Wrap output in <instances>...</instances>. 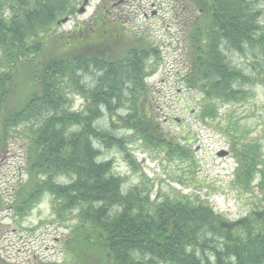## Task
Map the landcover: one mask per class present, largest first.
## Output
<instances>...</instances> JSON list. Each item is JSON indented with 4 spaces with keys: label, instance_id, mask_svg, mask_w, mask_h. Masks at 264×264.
<instances>
[{
    "label": "trees",
    "instance_id": "16d2710c",
    "mask_svg": "<svg viewBox=\"0 0 264 264\" xmlns=\"http://www.w3.org/2000/svg\"><path fill=\"white\" fill-rule=\"evenodd\" d=\"M187 1L195 11L184 27L188 86L207 100L241 99L238 82L264 88V22L255 1ZM81 2L0 0V148L18 126L28 127L25 178L6 206L20 220L50 195L56 220H76L63 244L71 264H264V206L233 221L179 192L152 198L139 185L124 189L111 162L99 159L96 144L123 147L96 124L103 115L146 145L189 150L163 138L149 108L143 56L154 49L144 37L127 39L106 7L87 24L56 31ZM224 50L250 58L252 73L232 68ZM237 155L243 173L255 170L251 152L241 162ZM260 185L264 193L263 170Z\"/></svg>",
    "mask_w": 264,
    "mask_h": 264
},
{
    "label": "rangeland",
    "instance_id": "374dc122",
    "mask_svg": "<svg viewBox=\"0 0 264 264\" xmlns=\"http://www.w3.org/2000/svg\"><path fill=\"white\" fill-rule=\"evenodd\" d=\"M254 1L261 10L262 23L264 0ZM104 7L109 19L121 20L127 39L136 34L154 49L143 56L149 108L164 132L163 138L177 142L189 153L186 156L164 146L146 145L119 120L112 126L107 115H103L96 124L123 139V147L98 143L99 159L111 162L115 175L124 178V189L139 185L140 189L150 190L152 198L179 192L205 201L233 221L262 208L264 88L238 82V90L245 91L241 99L239 93L237 99L207 100L188 86L183 79L187 71L184 27L194 18L195 11L187 0H90L83 13L74 14L56 31L89 23L94 11ZM224 53L232 68L252 73L250 58L226 50ZM262 66L260 63L259 68ZM89 80L85 77L86 82ZM81 103L74 97L73 109L80 108ZM125 110L119 108L116 113L124 115ZM27 128L18 126L6 148H0L1 259L3 264H71L63 244L76 220L71 216L63 222L56 220L50 195L43 194L20 220L6 206L18 180L25 178ZM239 151L240 162L245 154L252 153L257 166L251 174L240 170ZM58 179L67 181L66 177Z\"/></svg>",
    "mask_w": 264,
    "mask_h": 264
},
{
    "label": "water",
    "instance_id": "95a60500",
    "mask_svg": "<svg viewBox=\"0 0 264 264\" xmlns=\"http://www.w3.org/2000/svg\"><path fill=\"white\" fill-rule=\"evenodd\" d=\"M90 0H83L82 5L80 8L77 10L78 13H83L86 9V6L88 5ZM68 20V18H64L61 20V23H65Z\"/></svg>",
    "mask_w": 264,
    "mask_h": 264
},
{
    "label": "flooded vegetation",
    "instance_id": "af4514ba",
    "mask_svg": "<svg viewBox=\"0 0 264 264\" xmlns=\"http://www.w3.org/2000/svg\"><path fill=\"white\" fill-rule=\"evenodd\" d=\"M1 221V220H0ZM2 233L0 234V241H1ZM1 246H0V264H3V259H1Z\"/></svg>",
    "mask_w": 264,
    "mask_h": 264
}]
</instances>
